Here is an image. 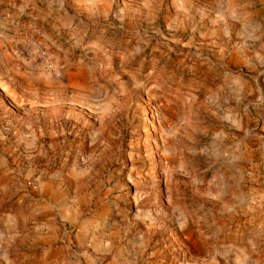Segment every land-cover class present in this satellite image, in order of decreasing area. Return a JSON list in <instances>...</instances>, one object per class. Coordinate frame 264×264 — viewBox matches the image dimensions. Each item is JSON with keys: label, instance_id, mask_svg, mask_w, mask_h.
<instances>
[{"label": "rangeland", "instance_id": "obj_1", "mask_svg": "<svg viewBox=\"0 0 264 264\" xmlns=\"http://www.w3.org/2000/svg\"><path fill=\"white\" fill-rule=\"evenodd\" d=\"M0 264H264V0H0Z\"/></svg>", "mask_w": 264, "mask_h": 264}, {"label": "crops", "instance_id": "obj_2", "mask_svg": "<svg viewBox=\"0 0 264 264\" xmlns=\"http://www.w3.org/2000/svg\"><path fill=\"white\" fill-rule=\"evenodd\" d=\"M23 3V2H22Z\"/></svg>", "mask_w": 264, "mask_h": 264}]
</instances>
